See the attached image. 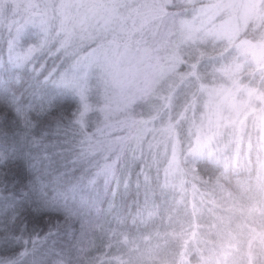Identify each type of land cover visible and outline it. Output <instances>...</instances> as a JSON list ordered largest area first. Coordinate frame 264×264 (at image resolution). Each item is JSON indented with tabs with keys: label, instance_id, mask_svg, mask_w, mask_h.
<instances>
[{
	"label": "snow or ice",
	"instance_id": "6c2138e0",
	"mask_svg": "<svg viewBox=\"0 0 264 264\" xmlns=\"http://www.w3.org/2000/svg\"><path fill=\"white\" fill-rule=\"evenodd\" d=\"M181 2L185 5L183 12L193 14L191 20L176 9ZM50 17L65 21L64 43L55 50L50 46ZM205 17L211 18L212 24L196 27L198 21L203 24ZM28 19L32 29L25 27L9 31L7 36L0 35V98L5 105L0 108V129L19 132L16 148L11 153L0 152V161L17 160L9 179L18 180V188L24 186L25 164L35 170L33 151L37 161L47 162L52 174L32 182V188L41 194L38 199L22 193L19 204L3 214L12 227L0 229V264H35L37 245L59 236L63 230L58 216L47 218V231L35 230L34 225L45 224L44 213L48 209L60 212L63 219L80 218L77 239L82 244L97 231H103L105 225L115 233L114 224L126 225L129 219L133 223L145 221L159 214L160 205L154 200L153 170L157 187H161L163 171L162 187L175 190L171 178L178 169V161L174 148L169 158V141L155 134L148 141L146 127L141 134L135 121L117 118V112L126 110L138 98L125 95L117 104L108 91L110 82L124 87L125 60L131 58L141 65L150 62L160 51L156 44L169 51L175 48L178 53L179 41L173 37L188 35L193 42L226 41L246 61L264 69V33H259V28L264 27V0H40L32 6ZM250 26L253 27L248 35ZM108 32L113 33L111 41L101 38V34ZM137 33L141 40L134 45L126 37H135ZM145 34L152 37L153 43ZM77 40L81 47L87 45L85 54L70 71L57 74L53 58L73 55L69 49ZM76 54L79 55L78 50ZM178 62H182L179 55L170 56L167 70H174ZM94 69L99 70L95 82ZM37 83L50 85L51 89L38 90ZM150 92L151 85L146 83L139 90V98H146ZM66 94L74 97L75 102L62 103ZM254 94L248 90L249 98ZM214 96L219 102L209 115V128L228 126V121L221 125L224 107L237 114L247 107L238 103L231 90H215ZM173 97L174 93L165 99ZM236 123L231 121L232 125ZM239 123L243 125L244 121ZM255 125L261 132L259 147L264 150V113L256 116ZM211 139L197 137L193 154L199 156L210 150ZM4 183L5 176L0 174V185ZM133 187L137 193L134 208L117 211L116 196ZM141 189L143 203L138 199ZM109 195L111 200L104 209L101 196ZM18 208L23 209L19 215ZM21 216L24 222L18 223ZM262 238L264 233L257 232L250 237L253 243ZM101 256L102 259H94L99 264H110L106 254ZM117 259L118 264H130ZM258 259L250 246L247 260ZM57 264H65V260L61 258Z\"/></svg>",
	"mask_w": 264,
	"mask_h": 264
},
{
	"label": "clouds",
	"instance_id": "9594fccd",
	"mask_svg": "<svg viewBox=\"0 0 264 264\" xmlns=\"http://www.w3.org/2000/svg\"><path fill=\"white\" fill-rule=\"evenodd\" d=\"M184 7L182 2L176 4L182 17L191 20L193 14H185ZM211 24V18L205 17L203 24L198 21L196 27ZM49 25L50 46L55 50L64 43L65 21L50 17ZM129 30H133L131 22ZM259 33H264V27L259 28ZM101 38L111 41L114 36L108 32L101 34ZM126 38L135 45L141 34ZM145 38L153 43L150 35L145 34ZM173 40L179 41L178 53L175 48L169 51L156 44L160 51L150 62L141 65L131 58L123 62L124 87L116 82L108 86L114 103L119 104L125 95L138 96L126 110L117 112V118L135 121L141 134L146 127L148 141H152L154 134L168 140L169 158L174 148L178 161V169L171 178L176 185L175 208L148 264H264V238L255 243L250 239L253 232L264 233V150L259 147L261 132L255 125L256 116L264 113V69L246 61L226 41L193 42L188 35L175 36ZM86 49L87 45L81 47L77 40L69 49L73 55L54 57L57 74L70 71ZM172 55H179L182 62L168 71L166 66ZM93 71L95 82L99 70ZM146 83L151 85V92L146 98H139V90ZM218 89L231 90L238 103L247 107L239 114L224 107L221 125L228 121V126L216 129L209 128L208 119L214 104L219 102L214 96ZM248 90L255 93L251 98ZM173 93L171 100L165 99ZM143 99L149 102L147 108L140 103ZM233 120L235 125L231 124ZM208 136L212 137L210 150L194 155L197 137ZM9 163L0 161V166L7 169ZM0 174L5 176L3 170ZM22 211H17V215ZM7 219L0 215V223ZM250 246L259 256L253 262L247 260ZM95 257L103 258L98 253L78 258L69 246L64 260L65 264H99ZM60 259L52 253L44 264H57Z\"/></svg>",
	"mask_w": 264,
	"mask_h": 264
},
{
	"label": "trees",
	"instance_id": "16d2710c",
	"mask_svg": "<svg viewBox=\"0 0 264 264\" xmlns=\"http://www.w3.org/2000/svg\"><path fill=\"white\" fill-rule=\"evenodd\" d=\"M1 27V26H0ZM10 30L7 33H1L2 36H7ZM35 87L38 90H49L51 89L50 85H44L43 83H37ZM63 102H75L74 97L70 95H65L62 98ZM5 107L3 104L2 98H0V108ZM19 132L13 130L9 132L7 129H0V152H9L11 153L15 148V139L18 137ZM33 156V163L36 165L35 170L31 169L27 164H25V175L24 186L21 188L17 187L19 183L18 180L9 179L13 175V167L17 163L15 158L10 159L9 167L4 169L3 166H0V170L5 172V183L0 185V215H3L6 212H11L12 206L14 204H19V197L22 193H29L33 200L38 199L41 195L40 192L32 188V182L36 180L39 176H51L52 169L48 167L47 162L35 159L36 152L31 153ZM59 165H56L58 167ZM162 173V171H161ZM161 176V174H160ZM153 188L155 189L154 200L157 204L160 205V212L158 215L145 221L137 220L135 223L131 219L128 220L126 225H113L116 229L115 233L109 232L107 225L103 231H97L94 237H90L85 240L82 244L78 241L77 237L79 236L81 229V221L79 217H71L63 219V215L56 211L55 209H48L44 215L46 216L45 224H37L33 227L36 231H47V218L51 216H58L63 224V230L60 235L49 239L46 243L38 244L36 249V254L34 257L35 264H44V261L52 253H57L60 258H65L67 255V249L71 246V250L77 254V257L87 258L89 253H98L99 255L106 254V259L110 261V264H118V259L123 261L130 262L131 257L140 256L139 264H148L149 257L151 255L152 249L156 243L160 242L164 231L166 230L165 217L170 215L173 211H169L166 214L165 209L168 208V203L170 200L166 199L169 195V191L162 187H157L155 183V171L153 170ZM30 189H32L30 191ZM175 192L171 196V200L176 199ZM137 199V193L135 187L128 193L123 192L116 196L115 204L116 210L120 212H126L134 208L135 201ZM138 199L143 203V189H141ZM101 200L104 201L101 204V207L104 209L108 208V202L111 200V196H101ZM172 201V207L175 208V204ZM21 209H17L20 211ZM111 219V217H109ZM19 222H24V217H20ZM11 229L12 225L7 219L4 223H0V229L3 228ZM32 230V229H30ZM131 242L126 244V242ZM130 246L133 250L129 253L123 251L124 247ZM87 249L86 252H81L80 249ZM130 248V249H131ZM142 250V253L136 254L137 251ZM130 264H135L130 262Z\"/></svg>",
	"mask_w": 264,
	"mask_h": 264
},
{
	"label": "rangeland",
	"instance_id": "374dc122",
	"mask_svg": "<svg viewBox=\"0 0 264 264\" xmlns=\"http://www.w3.org/2000/svg\"><path fill=\"white\" fill-rule=\"evenodd\" d=\"M40 0H0V32L1 33H7L8 30L10 31H16L17 29L20 28H27V29H32L33 25L30 23L29 21V14L31 12L32 6L34 4L39 3ZM93 99H95L93 97ZM90 103H92V101H89ZM142 106L144 108L148 107V100L147 99H143L141 102ZM160 180L161 183L163 185V181H164V175H163V171L161 173L160 176ZM166 190L169 191V195L168 197H166V199L170 200V203H172V201L174 202V200H171V196L173 194V192L176 191L173 190L172 188H165ZM168 203V208L165 209L166 214L170 211H173V207L172 204ZM172 214V213H171ZM170 214V215H171ZM167 215L165 217V221L168 220L169 216ZM131 243V242H126V244ZM130 246H126L124 247L123 251L125 253H129L131 252L133 249ZM142 253V250L139 249V251H137L136 254ZM140 261V256L137 255V257H131L130 258V262H134L135 264H139Z\"/></svg>",
	"mask_w": 264,
	"mask_h": 264
}]
</instances>
